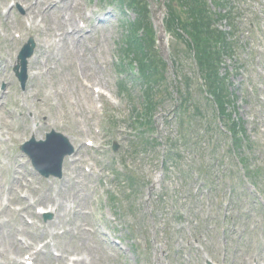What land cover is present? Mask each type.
<instances>
[{
	"label": "rangeland",
	"instance_id": "obj_1",
	"mask_svg": "<svg viewBox=\"0 0 264 264\" xmlns=\"http://www.w3.org/2000/svg\"><path fill=\"white\" fill-rule=\"evenodd\" d=\"M8 1L0 0V79L4 78L7 81V85L0 84V90L2 87L5 89V96L1 99L2 105H0V124L9 120L5 109L15 110L14 107H16L14 117L20 116V122L14 125V128L18 127L19 142L15 139V145L8 148L4 154L7 157L12 155L16 162L11 160L12 169L0 177L3 182V184L0 182V186L3 191L7 189L13 179L12 171L17 163L21 167L19 171L21 180L32 177L37 181L38 188L43 186L42 191L44 187L48 188L46 192L43 191L42 200L46 198V194L50 197L55 195L58 200L63 201L67 209L65 212L60 209L57 212L59 216H56L53 209L52 218L46 221L42 216L35 218L28 216L31 214L26 210L24 213L26 220L32 224L25 223V232L27 234L29 231L35 232L41 240L37 242L32 236L28 238L25 234L17 235V231L23 228L19 218H17L18 222L15 219L12 221L13 212H10L9 208L2 210L0 208V264L26 263V257H29L32 250L21 247L18 251L16 248L18 239L30 243L37 242L33 251L35 253V250H39L35 264L48 263L45 261L52 249L57 254L64 252L67 255H74L73 258L76 259L83 258L84 264H203L205 252L209 258L224 260L226 264H264V209L254 203L264 199V0H235L239 15L234 26L241 46L235 47V61L226 62V67L234 68L235 65H240V69H243L244 74H241L240 69H236L237 72L232 79V90L238 96L237 117H241L245 123L246 140L249 144L254 142L256 145L250 153H246V158H250L252 170H257L251 176L256 182L258 181L261 195L255 194L253 188L246 184L245 177L244 184L238 182L237 193L240 205L246 211V222L234 220L236 226L229 228L228 225L227 235L218 238L208 220L212 215L216 216L217 210H223L222 212L227 215H234L239 210V204L233 203L232 193H229L230 187L227 184L231 180L208 184L210 189L206 190L207 193H202L195 178L189 177L190 170H196L204 157L207 158L212 154V150L209 151L207 148L209 144L207 137L211 136V131L208 133L205 130L206 139L201 144V150H196L195 153L194 147L187 149L186 138L181 135L186 130L191 134L196 132L200 121L190 113L191 117L186 118L189 126L187 127L184 121L178 123L179 120L173 118L176 114L175 104L180 100L176 88L184 89L186 78H192L193 86L190 92L191 98L194 99L191 100L199 105L200 112L206 117L208 125L212 123L209 119L213 116L214 109L212 110V104L210 107L200 93L195 67L189 57L190 50L182 39L176 40V37L178 38L175 35L176 20H171V15L173 16L174 13L177 16L180 27L185 21L183 8L177 1L148 0L156 28L153 32L148 28L150 31L148 36L155 39V32L157 36L163 37V53L166 54L165 59L169 60L164 82V85L168 86V91L160 92L164 100L155 111L154 124L163 143L169 138L171 139L167 140L169 143H174L175 148L181 147L184 151L175 168L169 173L165 170L164 174L161 166L163 147L148 154L135 151L137 145L133 142L134 133L131 132V128L134 125L132 116L136 111L132 101L135 105L141 104L140 89L132 83L128 88L132 98L119 95L116 71H114L113 52L118 54V43L123 37L122 21L135 19L136 11H125L130 10L128 7L121 10L116 3H113L114 11L106 10L113 12L114 16L111 26L106 30L107 45L102 44L101 52L104 60H109L107 73L100 71L99 77L108 86L110 84L112 97L104 99L105 107L101 113L99 112L102 114V120L98 131L99 126L92 125V118L87 111L90 104L86 94L81 92L83 91L81 79L77 73L75 75L72 67L75 58L82 66L81 57L74 52H66L65 55H58L57 60H51L35 49L39 54L40 75L36 77L29 75L25 89L21 90L12 73L10 61L15 62L13 53L18 52L28 37L34 38L40 45L44 44L42 39L46 38V31L42 25L48 22L43 20L32 33L33 35H30L27 23L25 20H20L22 17L19 16V14L26 16L23 5L17 2L13 6V3L8 4ZM95 1L92 0L90 3L89 0H82V8L87 4L90 8H95ZM136 1L144 4V0ZM228 1L231 4L234 2V0ZM99 3H102L101 0ZM2 5L7 6L8 13L5 14L6 10H3ZM158 14L161 16L160 19ZM54 16L57 17L56 14ZM159 20L166 21L167 27L173 31L171 35L162 32L163 27L158 30ZM145 23L148 27L147 19ZM227 26L222 24V28ZM15 30L23 32V36L20 41L11 42ZM54 32H58L57 27H50V33L53 35ZM96 35L101 36V32L98 31ZM108 47L109 54L106 52ZM57 51H52V47L48 50L55 55ZM53 66L54 68L47 73L46 69ZM247 85L254 90L252 97L247 93ZM95 103L96 97L94 107ZM108 115L111 127L107 123ZM26 126L30 128L27 130ZM50 130L61 132L75 149L74 155L70 158L75 160L74 164L71 167V163H68L69 158H65L61 179H40L39 175H34L29 160L19 151L20 144L32 135L35 139H41ZM102 131L104 135L100 134ZM223 139L228 141L226 137ZM88 140L95 141L94 147L95 144H100L99 150L102 152L96 151V157H93L94 147H87V142H92ZM113 143L118 147L115 152L112 150ZM223 144H220L219 152L217 151L219 155H225ZM260 146L261 148H258ZM114 153L124 167L127 165L130 169L133 168L141 181L137 190L130 195L126 193L128 188L125 187L123 194L119 193L121 183L116 178L117 169L112 160ZM7 165L10 166V163ZM164 165L167 166L168 163ZM235 166L227 161V170L232 174L238 171ZM89 169L91 175L87 173ZM23 193L27 191L24 190ZM111 193L117 194L114 203L111 198L108 199V194ZM29 195V203L32 204L33 197L30 192ZM5 196L0 194V204L10 205L14 209L19 207L14 202H8ZM64 200H67V203ZM44 201L43 206L48 208H41L50 210L51 207L46 206ZM69 205L81 206L82 209L77 211V214L87 212V216L74 215L73 210H68ZM30 211L33 213L32 209ZM249 217L251 220L248 222ZM79 224L84 225L88 230L84 233L85 236L76 229ZM95 227L100 231L99 233H95ZM233 231L235 234H232ZM50 232H54V235L51 236ZM240 232L243 236H240ZM100 235H104L103 239ZM45 242L53 245L50 247L51 250L42 248ZM221 243L227 248L223 255L219 253ZM29 260H33V256H30Z\"/></svg>",
	"mask_w": 264,
	"mask_h": 264
},
{
	"label": "bare ground",
	"instance_id": "obj_2",
	"mask_svg": "<svg viewBox=\"0 0 264 264\" xmlns=\"http://www.w3.org/2000/svg\"><path fill=\"white\" fill-rule=\"evenodd\" d=\"M14 2H20L23 5L25 12L27 13V18H28L27 20L29 21V25H31V28H33L32 27L33 25H34V28L38 27V24L36 25V21H35L36 9H37V19L39 17H42V20L44 19L48 22V24L47 23L43 24L45 31H46V38L42 40L45 43L37 47V50L41 52L42 56L47 57L48 59L51 58V60H54V59L57 60L58 55L60 56L62 54L65 55L66 52L71 53L70 51H72L74 52V54L81 57L83 61L82 69L85 72H87L86 64L89 65L88 63L89 59H91L94 65L98 64V60L95 55V52L98 48H100L101 43L106 38V34H107L106 30L109 26H111V21L113 19L112 17L114 16L113 12L103 11L100 14L91 12L90 17L88 18L85 13V9L82 8L81 5L77 4L78 0H14ZM62 11L69 12L71 16L68 19L61 18ZM72 12H76L78 16L74 17ZM54 14H56L58 18L55 17ZM79 21L87 23L88 28H90L91 30L86 33V28H80L78 26ZM52 26L57 27L58 33L54 32L53 35L50 33V27ZM96 30L101 32V36L95 35ZM50 43L53 46L52 51L58 50L56 55L54 53L48 52L49 50L48 44ZM56 47L58 49H56ZM37 57H38L37 54H35L29 61V68L34 71H37V73L32 74L33 77L39 76L40 67L38 64ZM72 67L73 69H76L73 62H72ZM93 86H94L93 84L87 85V87L91 91H93ZM83 90L86 94V99H87L88 91L86 88H83ZM81 92L83 94L82 90ZM10 115L11 114H9V116ZM5 125L9 126L10 124L7 121ZM35 131H37V128L35 129ZM74 161H75L74 159L70 160L69 163H71V167L74 164ZM17 168L20 169L19 166ZM17 173L18 172L16 171H13L12 173V176H15V177L12 179L11 184H13L15 188L14 190L11 191V194L15 195L16 199L20 198L21 200L26 201V198L23 197V195L20 194L19 192L24 189L22 186H25V188H27V186L31 183L27 184V181H26L25 184H21V180L18 177H16ZM47 189L48 188L46 187L45 191H47ZM16 195L18 198L16 197ZM45 196L46 198L43 199L45 200L44 203L45 204L50 203L51 205L55 207L56 216L60 215L57 213L60 209L64 212L66 211L67 206L63 203V201L61 200L54 201L51 199V197L48 194H46ZM78 197L79 196L77 195V199ZM12 199H14V196H12ZM39 200L40 199H38L37 201ZM64 201L67 203V200H64ZM81 209H82L81 206H75V207H71L70 205L68 206V210H73L72 211L73 214L78 217H82L83 215H85V214L77 215V211H80ZM56 220H57V217H56ZM76 229H79L82 235H84V233H87L86 230L82 228V226H77ZM62 253L64 254V252ZM87 255L89 256V253H87ZM58 260L63 261L64 263V261L68 259L65 257H61ZM72 261L74 264H84L83 262H85V259L83 258L72 259Z\"/></svg>",
	"mask_w": 264,
	"mask_h": 264
},
{
	"label": "trees",
	"instance_id": "obj_3",
	"mask_svg": "<svg viewBox=\"0 0 264 264\" xmlns=\"http://www.w3.org/2000/svg\"><path fill=\"white\" fill-rule=\"evenodd\" d=\"M182 7H184V12L186 20L184 25H182L181 30L183 34H187L193 50L195 52V57L197 64L202 76L208 79V89L214 96V99L220 108L226 112L225 99L228 97L226 95V88L222 83V80L218 78L216 66L213 65L220 58V53L216 51V44L219 41V35L211 28L210 17L201 5L200 0H178ZM174 17V18H173ZM171 20L175 21V25L179 22L176 15H171ZM183 38V36H182ZM143 43V41H142ZM153 41L151 38L148 40V45L152 46ZM187 45L191 48V46ZM146 41H144V45ZM137 45H134L135 50H142L140 43L137 40ZM145 47V46H144ZM221 49V46H220ZM143 71V69H142Z\"/></svg>",
	"mask_w": 264,
	"mask_h": 264
},
{
	"label": "water",
	"instance_id": "obj_4",
	"mask_svg": "<svg viewBox=\"0 0 264 264\" xmlns=\"http://www.w3.org/2000/svg\"><path fill=\"white\" fill-rule=\"evenodd\" d=\"M27 48V51L28 53L23 52L20 59L22 61V64H23V72H22V75L24 76L25 75V58L27 56H30L31 55V52H32V48L30 49L29 47H26ZM48 146V145H47ZM70 151H67V152H61L59 155H57V152L56 151H49V153L47 154L48 157H53L54 155H57V164H56V170L54 172L55 175H58L59 176V171H60V166H61V161L63 159V157L69 153ZM41 165H42V162L40 161Z\"/></svg>",
	"mask_w": 264,
	"mask_h": 264
}]
</instances>
